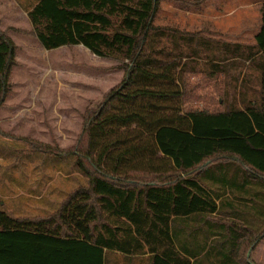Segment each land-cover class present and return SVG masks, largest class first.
<instances>
[{"label": "trees", "instance_id": "trees-1", "mask_svg": "<svg viewBox=\"0 0 264 264\" xmlns=\"http://www.w3.org/2000/svg\"><path fill=\"white\" fill-rule=\"evenodd\" d=\"M158 5H23L43 48L82 45L120 60L124 75L85 111L75 144L54 156L77 177L54 212L15 216L0 199V264H256L238 252L244 237L264 233V0L247 45L157 26ZM201 56L209 75L226 74L234 59L250 64L257 95L238 105L219 94L223 109L186 108L188 60ZM14 64L15 44L0 31V106ZM250 185L247 196L235 192ZM240 198L258 225L232 219L227 204Z\"/></svg>", "mask_w": 264, "mask_h": 264}, {"label": "rangeland", "instance_id": "rangeland-1", "mask_svg": "<svg viewBox=\"0 0 264 264\" xmlns=\"http://www.w3.org/2000/svg\"><path fill=\"white\" fill-rule=\"evenodd\" d=\"M29 1L0 0V31L15 44L9 92L0 108V199L5 202L1 208L15 216L53 213L76 186L75 174L66 175L54 156L75 144L85 111L94 109L124 75L120 60L95 56L81 45L43 48L23 8ZM206 9L205 0H159L154 24L212 41L251 42L253 31L241 18L248 13L226 16L222 9L212 20ZM202 57L188 60L186 108L223 109L220 95L238 105L243 97L257 95L259 77L250 64L234 59L226 74L209 75ZM255 238L241 240L238 256L248 254L264 264V233Z\"/></svg>", "mask_w": 264, "mask_h": 264}, {"label": "crops", "instance_id": "crops-1", "mask_svg": "<svg viewBox=\"0 0 264 264\" xmlns=\"http://www.w3.org/2000/svg\"><path fill=\"white\" fill-rule=\"evenodd\" d=\"M207 2H209V3H207ZM262 2H263V0H205V6L208 4V9H206V13L209 14V17L212 20L220 18V16H221L220 13L222 12V9H223V11H226L225 13H223L226 16H230L236 12L244 13V14L248 13V14H246V16H243L241 18H243L244 20L247 21V25H248L247 28L249 27L253 31L251 34V37H252L254 35V33L258 30V27H259V22L261 19L260 5ZM65 46H67V45H65ZM8 92H9V90H8ZM1 106H0V108H1ZM251 191H253L251 185H250V189H248L247 186L235 187V192L238 195L247 196V195H249V192H251ZM1 203H3V202H1ZM249 205H250V202L248 201V199L240 198L237 200L230 201L227 204V209H228V211L232 212V215L234 213L235 214L238 213L237 216H232V219L236 220L237 222H241V221L243 222L244 221L246 225H251V226L258 225L259 222L254 220L252 212H246V210H244ZM236 210L239 212H237Z\"/></svg>", "mask_w": 264, "mask_h": 264}]
</instances>
